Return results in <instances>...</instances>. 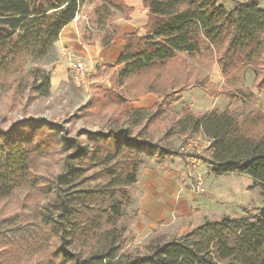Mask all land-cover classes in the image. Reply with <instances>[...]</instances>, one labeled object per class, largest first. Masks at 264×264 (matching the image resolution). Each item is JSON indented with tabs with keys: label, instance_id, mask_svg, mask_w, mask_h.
I'll return each mask as SVG.
<instances>
[{
	"label": "trees",
	"instance_id": "trees-1",
	"mask_svg": "<svg viewBox=\"0 0 264 264\" xmlns=\"http://www.w3.org/2000/svg\"><path fill=\"white\" fill-rule=\"evenodd\" d=\"M262 0L239 2L227 9L216 0H143L148 22L126 35L116 63L115 88L151 78L143 93L171 95L178 60L209 53L223 75L251 68L264 90V6ZM94 5L91 22L104 50L119 35L118 21L132 9L124 0H0V79L27 72L42 96L51 77L33 62L46 56L82 7ZM87 29V28H86ZM86 31V30H85ZM85 41L89 37L84 35ZM113 101L125 102L115 91ZM117 95V97H116ZM100 108L111 97L105 92ZM121 109L109 117L107 133H86L87 143L67 139L63 128L45 120L15 124L0 131V199L20 190L42 198L29 213L0 221L3 256H36L37 264H264V205L240 217L224 216L175 237L158 236L144 250L127 251V207L144 158L178 156L172 144L152 143L134 130L164 112ZM162 112V113H161ZM170 135L201 134L209 141L208 165L217 175L239 173L253 180L264 197V115H241L229 109L204 115L182 112ZM167 136V137H168ZM57 157V158H56ZM56 158L62 171L38 172V161ZM91 174L89 177L88 175ZM93 187H85L89 180Z\"/></svg>",
	"mask_w": 264,
	"mask_h": 264
},
{
	"label": "rangeland",
	"instance_id": "rangeland-1",
	"mask_svg": "<svg viewBox=\"0 0 264 264\" xmlns=\"http://www.w3.org/2000/svg\"><path fill=\"white\" fill-rule=\"evenodd\" d=\"M261 2L264 6V0ZM93 8L94 5L87 4L82 7L78 15L81 40L84 43H86L85 34L89 37L88 42L97 41L98 38L99 33L94 30L91 22ZM63 49L93 64L85 86L78 87L74 84L69 61L63 56ZM178 61L175 73L172 75L175 78L179 73L177 87L169 90L171 95L163 99L157 96L159 100L155 106L162 103L164 112H161L159 116H153L148 124L145 123L142 127L136 128L133 136H143L152 143L172 144L176 150H179L178 156L185 160L188 182L192 191L209 197L214 203L205 213L206 215L201 213L194 217L196 220L193 219V222L181 216L173 224L145 236L137 232L135 225L139 211V193H137L136 184L130 191L131 203L126 209L128 232L125 246L127 251L135 249L143 251L155 237L180 236L206 220H220L224 216L240 217L244 214L243 209L254 213L264 205V197L258 188H252L253 180L249 176L236 175V173L215 178L207 173L209 166L207 160L210 156L209 141L204 136L201 134L168 136L167 133L185 110L191 113L196 111L194 115L226 109L241 115L257 113L264 115V90L259 88L260 80L251 68L244 67L223 75L221 67L209 53L195 57L183 55ZM59 65L64 66L66 70L62 74L56 73ZM31 66H36L50 75V94L40 95L36 88L44 85L43 80L40 77L38 81H34L26 71L21 75L2 77L0 79V131H9L15 124L42 119L60 125L67 139L78 140L80 145L84 146L87 143L86 133H107L110 129L109 117L115 118L121 109L133 110L129 109L130 103L139 102L146 95L152 94L143 93L144 84L150 82L151 78L131 79L119 91L114 86L116 67L97 63L66 46L59 50L55 44L46 56L35 60ZM115 91L120 92L119 96L124 97L126 101L120 104L113 101ZM105 92L113 97L99 108L98 103L104 99ZM193 99H196L194 109L192 108ZM155 106L148 109L152 111V114L156 113ZM56 158L39 160L38 172L45 177L60 173L63 165L54 161ZM147 159L144 158V161ZM88 176L90 177L91 174ZM95 182L97 181L91 179L84 186L93 187ZM198 184L202 185V191L198 190ZM41 198L42 196L38 194L29 196L27 191L22 189L10 198L0 199V221L18 213L26 214L33 211L38 207V201L40 202ZM2 253L3 251H0V264H37L38 262L35 255L16 254L9 257L3 256Z\"/></svg>",
	"mask_w": 264,
	"mask_h": 264
},
{
	"label": "crops",
	"instance_id": "crops-1",
	"mask_svg": "<svg viewBox=\"0 0 264 264\" xmlns=\"http://www.w3.org/2000/svg\"><path fill=\"white\" fill-rule=\"evenodd\" d=\"M216 1L223 4L227 9L234 7L232 0ZM237 1L246 2L249 0ZM124 2L132 9V12L128 19H119L120 32L110 49L104 50L98 41H95L94 44L82 42L77 17L63 30L56 42L59 50L66 46L83 57L115 68L121 53L125 49V36L137 30L143 33V27L148 22V10L144 8L143 0H124ZM65 71L64 66L59 65L56 73L62 74ZM158 100L157 96L148 94L139 102L130 103L129 109H149L154 107ZM195 101L196 99H193V109L195 108ZM196 113V111L193 112V114ZM186 170L185 160L179 156L164 160L148 158L143 162L137 182V193H139V211L135 224L137 232L148 236L155 230L173 224L181 216L193 222L194 217L196 218L201 213L205 214L208 209L212 208L211 205L214 202L209 197L192 191ZM207 173L215 176V178L236 174L217 175L210 166H208ZM236 175L241 174L237 173Z\"/></svg>",
	"mask_w": 264,
	"mask_h": 264
},
{
	"label": "built area",
	"instance_id": "built-area-1",
	"mask_svg": "<svg viewBox=\"0 0 264 264\" xmlns=\"http://www.w3.org/2000/svg\"><path fill=\"white\" fill-rule=\"evenodd\" d=\"M63 56L69 61V69L71 72L72 80L78 87L85 86L89 74L92 71L93 64L90 61H84L78 58L76 55L69 52L67 49H63ZM198 190L202 191V185L198 184Z\"/></svg>",
	"mask_w": 264,
	"mask_h": 264
}]
</instances>
